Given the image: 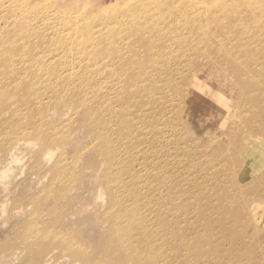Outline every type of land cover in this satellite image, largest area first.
<instances>
[{
	"label": "bare ground",
	"instance_id": "bare-ground-1",
	"mask_svg": "<svg viewBox=\"0 0 264 264\" xmlns=\"http://www.w3.org/2000/svg\"><path fill=\"white\" fill-rule=\"evenodd\" d=\"M180 2L181 0H124L96 9L95 6L92 7L93 4L82 6L73 4L71 1L61 6L65 3L64 0H9L7 11L13 16L9 20L7 16L0 17V31L6 28L7 22L23 26L16 32L15 37L18 39L12 40V43L1 40L7 35L4 32L0 34V47L4 48V51L0 53V153H2V155L0 154V185L5 191L0 199V216L5 222L14 216L18 218L27 216L23 226L21 224L16 233L14 228L12 231L21 245L38 249L34 264H77L78 261L83 264H99V255L106 258L107 264H157V258L162 264H170L168 260L175 255V253L173 254L174 241L166 240V249L160 252L158 244L156 247L152 242L150 244L145 242L150 234L144 236L143 231H140L144 225L149 224L154 228L152 232V236H154L161 229L162 220L165 218L163 215L172 212L153 211L154 222L145 220L148 207L152 204L153 209L159 206L161 200L159 191L169 179L164 182L165 184L163 183L164 185H159L161 188H153L156 193H144V196L151 197L148 203L145 201L133 202L130 195H125V188L128 185L136 186L141 192L139 193L140 199H143V184L136 185L134 181L137 178L144 181L143 159H147L150 153L147 143L142 149L139 148L140 138L145 141V134L149 131L161 137L164 131L166 134L173 135L178 132L176 127L161 121L165 115L164 110L168 109L166 106L168 100L163 93L165 87L161 86V82L156 81V78L162 73L158 65L164 66L161 59L165 50L167 53L170 52L172 49L170 45L176 44L179 45L178 47L190 49V51L182 52L180 56L191 57L193 54H197L191 51V47L196 48L198 43L202 45L212 38L207 35L203 36L201 33L204 16L208 14L214 3L191 0L188 6L187 4L183 6L179 4ZM47 6H56V8L54 12L42 13ZM178 7H184V11L190 7V10L179 12ZM217 7H219L220 14L226 15V17L216 18L211 23H216L221 34H226L227 32L223 31L225 28L223 20L227 18L229 24L226 26L239 34V37L237 36L234 40L240 44L239 47H227L228 49L223 50L224 52L220 56L221 60L224 59L226 62L233 60L236 55L232 50L241 53L240 39H245L252 45L250 46L252 52L246 53L244 57L260 58L263 55L260 50L264 49V33H261L262 30L258 28V24L260 18L264 19V0H217ZM245 10L253 11L254 14H247ZM151 17L161 19L160 24L145 20L152 21ZM60 25L64 28L63 30L60 29ZM78 33L81 36H78ZM138 33L174 36L180 43L170 39V44L162 46L165 41L163 43L155 41L157 45L154 48H162L152 51V58L143 63L138 53L131 52L135 47L132 46L130 38ZM125 35H127L126 40L123 39ZM183 35L185 39L182 41ZM21 39L27 40L24 42H32L34 49H38L40 45H43V41H47L49 50L45 52L23 50L22 45L18 43ZM211 42L204 43L202 48ZM222 45L223 43H220V46ZM91 50H98V52L92 56L85 55L87 51ZM101 51L104 52V57L97 59L102 54ZM55 56H58L62 61L58 65L49 62ZM70 58L77 65L61 69L60 64L67 63L66 60ZM129 59L131 62L127 67H124L126 60ZM102 60L109 62L107 74L104 76L100 71L105 66L97 67V64ZM179 62L180 59L174 55L166 58V63L169 66L181 65L182 62ZM30 63H34L35 67L28 70ZM83 63H91L90 68ZM144 65H149L152 73H145L137 79L133 78L142 72ZM233 67L235 96L241 103V95L243 101L247 100V95L252 93L253 84L251 81H246L247 73L241 69V65L240 67L233 65ZM118 68L122 69L117 70ZM178 69L177 67L176 70ZM189 69H191L190 61L179 71L186 73ZM139 70L140 72H138ZM113 76L122 84L115 85L116 83L112 81ZM137 82L140 83L139 87L135 85ZM177 88L176 84L171 86V96L174 95ZM150 103L153 104L151 110L158 114L144 117L146 113L143 112L150 110L148 109ZM58 106L66 109L65 116L67 118L57 111ZM260 106L264 108V104ZM5 112L10 114V118L4 121L3 114ZM110 112L120 113L122 120L115 119V116H109ZM87 116L91 120H98L99 124H91V121L86 119ZM154 117H160L158 123L152 122ZM15 118L18 121L14 120ZM144 120L152 124L145 123ZM140 121L145 124L142 130L137 126ZM84 125L91 128H89L91 133L97 132L92 136L93 139L82 147V155L74 156L69 153L67 145L69 142L71 144L78 134L81 135ZM19 136L26 138L19 139L17 138ZM86 137L88 138V136ZM113 140L117 142V145L107 148L108 155L106 164L103 166L105 179L102 190L105 185L109 197V211H106L105 214L117 218L116 224L120 237L118 233L115 238H111L108 245L98 249L88 242L89 237L88 239L83 237L84 240H82L80 233L78 236L74 230L63 231L54 222L58 217L61 218V214H58L57 210L52 213V216L56 214L53 216L51 224L47 228H43L40 224L41 213L36 214L38 209L31 212L22 211V208L16 207L6 209L5 205L9 203L11 197L7 186L15 170L13 163L18 161L17 155L20 152L31 154V159L36 165L38 159L42 165H46L56 154V160L49 168L50 179L45 187L47 189L44 195L49 197L63 192V198L66 199L69 198L75 187L74 181H77L79 177V174L72 171V164L76 161L90 160L87 152L91 146H98V142L102 146ZM76 141L81 143L80 139ZM45 148L46 150L43 152ZM177 148L178 146H175L172 150H177ZM170 149L165 147L160 153H154L153 157H157L159 161L157 167L164 164L163 162L160 165L162 158L169 159V156L172 155ZM174 156L178 159L177 155ZM184 157L185 165L198 164L197 159L189 158L188 155ZM235 159L241 171V157L238 155ZM168 164L172 165L170 162ZM134 165L138 169H135ZM247 165L246 162H243V167ZM257 166L255 175L262 181L264 179V160L260 161ZM140 172L141 177L138 176ZM150 179L152 178L150 177ZM114 184L118 186L115 187ZM99 188L101 189V185ZM150 189L151 184H148V190ZM102 190L98 197L103 199ZM41 198H43L41 195L36 196V199ZM70 201L73 200L70 199ZM79 225L82 229L83 225ZM157 238L160 241L164 236L158 233ZM44 240L46 241L43 243ZM104 242L108 243L107 240ZM177 242L178 239L175 243ZM212 244H214L213 252L208 258L214 261L213 264H216L219 255L215 248L218 242L214 241ZM7 246L8 243L6 246L3 245L4 248ZM46 249L49 250L42 255ZM23 251L26 254H31V251L25 247ZM55 252L61 254L58 261L55 258ZM67 255L75 260L72 263L68 262L64 258ZM16 256H18V251L9 249L4 257L0 255V260L5 257L17 258ZM239 260H237V264H239ZM174 264H178L177 258Z\"/></svg>",
	"mask_w": 264,
	"mask_h": 264
},
{
	"label": "rangeland",
	"instance_id": "rangeland-1",
	"mask_svg": "<svg viewBox=\"0 0 264 264\" xmlns=\"http://www.w3.org/2000/svg\"><path fill=\"white\" fill-rule=\"evenodd\" d=\"M70 1L73 4L82 6L93 4L92 7L95 6L98 9L124 0H64L65 3L61 6L68 4ZM190 1L181 0L179 4L183 6L187 4L188 6ZM197 1L214 3L208 14L204 16L201 33L203 36L212 37L204 43L212 42L208 43L205 48H202L204 43L202 45L198 43L196 48L191 47V51L197 53L191 57L187 55L180 56L182 52L190 51V49L178 47L179 45L176 44L170 45L172 47L170 52L167 53L165 50V54L161 59L164 66L158 65L162 73L156 78V81L161 82V86L165 87L163 93L168 100L166 104L168 109L164 110L165 115L161 121L168 122L170 126L176 127L178 132L173 135L171 133L166 134L164 131L161 137L149 131L145 134V141L140 138L139 148L142 149L147 143L150 154L147 159H143L142 174L144 181L141 178L134 181L136 185L143 184L144 192L142 194L144 196V193H156L153 188H161L159 185L169 179L167 184L159 191V197L161 198L159 206L153 209V204L150 205L145 220L154 222L153 211L172 212L163 215L165 218L162 220L161 229L158 230V233L164 236L162 240L158 241V233L152 236L154 228L149 224L144 225L140 231H143L144 236L150 234L145 242L148 244L152 242L156 247L158 244L160 252L166 249V240L174 241L173 254L175 253V255L168 260L170 264H174L176 258L178 264H213L214 261H211L208 257L213 252L214 244L212 243L214 241L218 242L215 248L219 255L216 264H237L239 259V264H264V179L260 181L255 175L258 163L264 160V108L260 106L264 104V49L260 50L263 53L260 58H246L244 55L252 52L251 42L239 38L241 53L232 50L236 55L233 60L230 62H226L224 59L221 60V53L224 52L223 50L228 49L227 47L240 46L234 40L237 36L239 37V34L235 30L227 28L226 24H229L227 18L223 20L225 24L223 31H226V34H221V30L217 29L216 23H211L216 18L226 17L218 11L217 0ZM8 3L9 0H0V17L7 16L9 20L13 14L7 11ZM55 8L56 6H47L42 13L54 12ZM177 10L182 12L184 7H178ZM189 10L190 7H187L184 12ZM245 13L254 14L253 11L249 10H245ZM151 18L152 21L145 20L160 24L161 19L158 17ZM22 26V24L16 25L7 22L6 28L0 31V34L4 32L7 36L1 40H7L8 43L17 40L18 37H15L16 32ZM258 28L262 30L261 33H264L263 18H260ZM60 29H64L62 25H60ZM77 35L81 36L79 33ZM126 38L127 35L123 37L124 40ZM170 39L180 43L174 36L138 33L130 38L132 46L135 47L131 52L138 53L141 61L146 63L148 59L152 58V51L162 48H154L157 45L155 41L157 43L165 41V44L162 45L164 46L170 44ZM183 39H185L184 35L182 41ZM24 41L27 40L21 39L18 42L22 45L23 50L32 52L49 50L47 41H43V45H40L38 49H34L32 42ZM220 43H223V45L220 46ZM137 45H140V47H137ZM3 51L4 48L0 47V53ZM96 52L98 50L87 51L85 55L92 56ZM101 53L97 59L104 57V52L101 51ZM170 55L179 58L182 64L169 66L166 63V58ZM66 61L68 62L60 64L61 69L72 68L77 65L71 58ZM189 61L191 69L186 73H181L179 69L182 66L185 67ZM254 61L257 62L254 64ZM49 62L58 65L62 61L58 56H55ZM130 62V59L126 60L124 67H127ZM33 64H29L28 70L35 67ZM83 64L90 68L91 63ZM107 65H109L107 60H102L97 64V67L105 66L100 71L103 76L107 74ZM233 65L239 67L241 65V69L247 73L245 75L246 81H251L253 84L252 93L247 95V100L243 101L241 95V103L235 96ZM177 67L178 70H176ZM120 69L122 68L117 70ZM145 73H152L149 65H144L142 72L133 78L137 79ZM112 81L116 83L115 85L122 84L114 76ZM175 84L178 85V88L171 96L170 88ZM135 85L139 87L140 83L137 82ZM148 109L150 110L143 112L146 113V115L143 114L144 117L158 114L151 110L153 104L150 103ZM65 110L64 107H57V111H60L61 114H64V118H67ZM67 114L69 115L70 112ZM108 115L122 120L120 113L110 112ZM9 118L10 114L5 112L3 120ZM86 119L90 120L91 124H99L98 120H91L89 116ZM159 119L160 117H154L152 122L158 123ZM145 123L149 124L150 122L145 121ZM137 126L142 130L145 124L140 121ZM89 128L85 126L81 135L78 134L71 144L68 143L67 147L70 154L74 156L82 155V147L89 140H92V136L97 132L93 131L91 133ZM17 138L23 139L26 137L19 136ZM77 139H80L81 143H77ZM116 145L115 140L103 144V147L98 142V146L101 148L94 145L87 152L90 160L86 162L76 161L72 164V171L79 174V177L77 181H74L75 187L72 189L69 198L66 199L63 198V192L49 197L44 195L47 189L45 187L50 179L48 176L49 168L54 164L56 154L46 165H42L39 159L36 165L31 159V154L20 152L17 155L18 161L13 163L15 170L7 186L11 197L9 203L5 205L6 209L16 207L28 212L38 209L36 214L41 213L40 224L43 228H47L51 224L53 216L56 214L52 216V213L57 210L58 214H61V218L58 217L54 222L63 231L70 232V230H74L78 236L80 233L82 240L89 237L88 242L98 249L101 246L108 245L111 238H115L119 231L116 224L117 218L105 214L106 211H109V197L105 185L104 190H102L105 179L103 166L106 164L107 148ZM164 146L171 148L169 151L172 155L169 156V159L162 158L160 165L163 162L164 164L157 167L159 161L153 155L154 153H160L165 148ZM175 146H178L177 150H172ZM45 150L46 148L43 152ZM52 150L56 151L55 149ZM0 154L2 155V153ZM174 155H177L178 159ZM187 155L189 158L197 159L198 164L185 165L184 156ZM238 155L241 157V171L235 162ZM169 162L172 165H169ZM243 162L248 165L243 167ZM134 167L138 169L136 165ZM138 176L141 177V172ZM148 184H151L150 190H148ZM100 185L101 189L99 188ZM113 186L117 187L118 185L114 184ZM100 190L104 193L103 199L98 197ZM4 192L0 185V199L3 197ZM139 193L141 192L136 186L128 185L125 188V195H130L133 202L145 201L148 203L151 197L142 196L143 199H140ZM37 195H41L43 198L36 199ZM70 199L73 201H70ZM26 219L27 216L21 218L14 216L5 222L0 216V255L4 257L9 249L18 251L17 258L5 257L6 260L1 259L0 264H34L38 249L21 245L15 238V233L20 229L21 224L23 226ZM79 224L83 225L84 232ZM13 228L15 233L12 231ZM57 229L59 230V227ZM83 233L85 234L83 235ZM177 239L178 242L175 243ZM105 240L108 243H105ZM6 243H8V246L4 248L3 245L6 246ZM24 247L29 249L31 254H26L23 251ZM47 250L49 249L44 250L42 255ZM60 257L61 254L55 252L57 261ZM64 258L71 263L75 260L69 255ZM99 259V264H107L104 256L99 255ZM77 264L83 263L78 261ZM157 264H162L158 261V258Z\"/></svg>",
	"mask_w": 264,
	"mask_h": 264
}]
</instances>
